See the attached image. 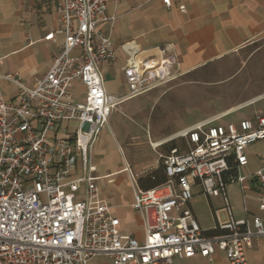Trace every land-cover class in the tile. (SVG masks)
Wrapping results in <instances>:
<instances>
[{"label":"built area","instance_id":"obj_1","mask_svg":"<svg viewBox=\"0 0 264 264\" xmlns=\"http://www.w3.org/2000/svg\"><path fill=\"white\" fill-rule=\"evenodd\" d=\"M121 1L58 0L64 38L46 74L29 87L17 74L0 72V264H89L94 258L174 264L176 258L210 259L218 251L230 264H248V248L264 239V164L253 175L262 215H250L244 205L245 217L236 218L226 189L235 183L244 189L247 177L240 170L248 164L247 148L264 142V116L199 121L181 133L184 150L160 156L165 183L143 190L132 175L131 206L141 216L143 241L122 236L120 218L101 197L92 154L116 106L175 76L166 60L131 55L125 67L129 93L118 99L107 93L102 64L115 58V46L99 25L115 22L108 6ZM161 2L187 10L183 0ZM75 50L80 55H72ZM2 78L18 86L16 99L3 95ZM76 83L84 87L81 96ZM67 124L74 131L63 136ZM195 186L224 199L227 219H216L214 234H207L189 205Z\"/></svg>","mask_w":264,"mask_h":264},{"label":"crops","instance_id":"obj_2","mask_svg":"<svg viewBox=\"0 0 264 264\" xmlns=\"http://www.w3.org/2000/svg\"><path fill=\"white\" fill-rule=\"evenodd\" d=\"M183 2L187 7L186 12H182L177 3L167 8L161 0H122L119 4L109 3L108 16H114L116 20L113 24L104 21L99 25L101 30L110 33L115 46V58L102 64L109 95L118 99L129 93L125 67L131 55L151 63L166 60L175 74L182 75L204 68L264 39V0ZM57 4L58 0H0V72L3 76L17 74L27 86L34 87L46 74L58 55L64 38ZM165 46H170L172 52L162 53L161 49ZM80 53V50H75L72 55L78 56ZM1 87L6 99L17 98L19 88L16 84L2 78ZM76 87L81 96L84 87L80 83H76ZM146 94L148 92L136 97ZM136 97L118 103L92 156L97 168L95 174L99 177L97 183L101 197L112 206V214L120 218L122 236H133L143 241L141 216L131 206L134 200L132 175L137 181L159 165L157 156H151L152 149L137 122L145 120V109L149 103L144 101L140 104H127ZM263 101L264 96H261L248 105L231 109L220 116L219 120L225 118L223 122H217L226 124L239 123L243 119L256 120L257 116H264ZM243 110L245 112L239 114ZM73 127L72 124L65 125L61 134H72ZM136 138L142 139L141 149L134 143ZM182 140L181 144L176 140L164 143L168 153L175 149L172 148V141H175L179 150H184L185 140ZM246 154L248 164L240 170L247 177L243 183L244 189L239 183L230 184L226 189L236 218L245 217L244 205L250 215H262L258 204V184L253 175L264 164V142L249 146ZM195 188L199 190L196 192ZM193 191L190 207L206 232L214 230L217 218L221 221L227 219L223 197L207 196L214 216V222H209L202 219L195 200L197 193H202L201 188L195 186ZM247 257L248 264H264V239L253 241L247 250ZM89 264L112 263L108 258H95ZM174 264L230 263L225 254L218 251L210 259L176 258Z\"/></svg>","mask_w":264,"mask_h":264},{"label":"rangeland","instance_id":"obj_3","mask_svg":"<svg viewBox=\"0 0 264 264\" xmlns=\"http://www.w3.org/2000/svg\"><path fill=\"white\" fill-rule=\"evenodd\" d=\"M169 79L149 91L150 94L148 92L127 103H149L145 120H136L152 149L151 156L156 155L158 161L161 155L168 153L164 143L176 140L181 144V133L196 122L220 117L264 96V39L204 68L175 74ZM141 142L140 138L134 140L138 149L142 147ZM157 143L161 144L154 145ZM198 190L195 188L196 192ZM195 200L202 219L214 222L207 196L200 192Z\"/></svg>","mask_w":264,"mask_h":264},{"label":"trees","instance_id":"obj_4","mask_svg":"<svg viewBox=\"0 0 264 264\" xmlns=\"http://www.w3.org/2000/svg\"><path fill=\"white\" fill-rule=\"evenodd\" d=\"M177 147L178 145L175 143V141H172V148ZM232 173H235V170L232 171ZM167 179L168 178L165 174L164 167L162 164H160L157 169L145 174L144 176L139 177L137 179V184L140 189L146 190L165 183ZM214 233H216V231L214 230L207 232L208 235Z\"/></svg>","mask_w":264,"mask_h":264},{"label":"bare ground","instance_id":"obj_5","mask_svg":"<svg viewBox=\"0 0 264 264\" xmlns=\"http://www.w3.org/2000/svg\"><path fill=\"white\" fill-rule=\"evenodd\" d=\"M154 145H156V146H157V145H160V144H158V143H157V144H154Z\"/></svg>","mask_w":264,"mask_h":264}]
</instances>
